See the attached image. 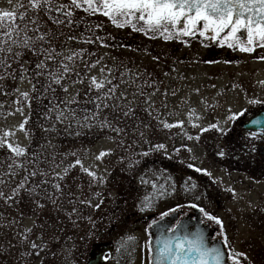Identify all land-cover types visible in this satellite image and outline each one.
Here are the masks:
<instances>
[{"label": "rangeland", "instance_id": "rangeland-1", "mask_svg": "<svg viewBox=\"0 0 264 264\" xmlns=\"http://www.w3.org/2000/svg\"><path fill=\"white\" fill-rule=\"evenodd\" d=\"M17 4L24 5L17 11L27 10V18L21 20L17 16L15 22L23 28L29 19L38 18L39 34L49 33L47 39L51 41L43 47L54 49V59L45 61L43 75L37 77L35 64L45 57L26 53L23 59L28 62L25 67L30 72L25 79L21 81L17 76L15 80L11 77L0 80V141L5 142L0 143V193H3L0 196V264H44L48 255L62 247L73 253L85 252L91 242L87 241V233L93 222L86 225L83 220L92 211H95L93 215H105L116 209V205H121L130 187L129 173L133 171L136 172L138 198L143 203L145 198L151 201L148 209L158 210L171 200L185 213L189 211L187 204L194 203L222 221V228L215 225L223 234L231 232L236 240L229 243L228 248L245 253L247 259L242 256L245 264H264V248L251 246L257 237H249L248 241L241 239V228L237 224L240 214L235 200L244 199L235 185L240 177L238 170L228 161L229 155H219L222 147L219 137L223 133L219 129L224 130L233 120L229 119L233 113L249 110L247 103L233 102L238 97L236 87L242 86L243 80L248 83L242 88L243 94H251L254 76L248 79V75L254 69L252 64L246 60L238 68L224 64L222 61L227 56L222 52L224 50L212 47L214 51L209 53L212 48H205L204 37L194 36L188 42H181L176 37L147 42V38L129 35L131 29L105 21L107 17L100 13L71 7V0H51L53 7L70 8L71 17L55 11L38 13L30 10L28 0H11V3L0 0V9L11 10ZM57 18L63 22L56 23ZM69 19L71 23H68ZM29 35L36 34L29 31ZM40 47L37 42V49ZM68 56L72 59H66ZM233 58L229 56L228 60ZM61 64L67 65L70 71L57 84L48 72H62ZM240 66L246 70L245 74H238L242 71ZM18 68L19 65L13 64V69ZM91 77H96L97 82L106 80L110 83L99 90L93 85L89 91ZM17 88L29 92V100L19 96ZM109 88L115 89L116 96L124 93V103L138 104L135 118L126 119L97 101V96L103 100ZM223 93L231 100L224 103ZM96 103H101L97 117L83 121L84 115L97 111ZM107 103L111 105L113 100L109 99ZM18 107L22 113L17 111ZM61 112L68 118L57 119ZM73 112L75 119L71 116ZM114 116L119 118L114 119ZM105 118L111 122V128L101 127ZM78 120L83 127L78 126ZM21 123H25L23 130L19 128ZM165 123L173 126L165 128ZM146 124L150 127H145ZM213 124L218 127L210 128ZM115 128L125 131L118 133L113 130ZM6 132L9 135H5ZM8 143L24 148L25 154L16 156L8 149ZM161 144L163 148L156 147ZM109 150L110 154L96 159L101 151ZM145 152L149 154L143 155ZM77 159L81 160L83 168H89L97 178L102 177L103 182L93 179L81 165L75 164ZM133 162L130 168L129 164ZM160 162L178 167L176 172L180 174L186 171L196 174V169H201L200 172H205L210 179V184H205L209 188L201 185L197 177L175 183L165 179L153 167L145 168L158 166ZM34 171L37 172L35 176L31 175ZM20 184L24 189H17ZM14 189L20 196L13 194ZM27 189L33 191L29 193ZM161 191L165 196L160 195ZM172 195L175 197L171 198ZM9 196L12 199H5ZM163 197L165 199L160 201ZM37 203L43 204L44 208L39 209ZM97 204L99 208L95 207ZM261 205L264 210V203ZM252 209L242 211L243 217ZM81 217H84L82 221ZM247 220L244 218L245 222ZM253 225L254 232L260 234L257 223ZM29 229L31 231H27ZM33 243L38 246L36 249L31 247ZM258 244L261 246V239ZM125 248L124 245L119 248V257L125 254Z\"/></svg>", "mask_w": 264, "mask_h": 264}, {"label": "snow or ice", "instance_id": "snow-or-ice-1", "mask_svg": "<svg viewBox=\"0 0 264 264\" xmlns=\"http://www.w3.org/2000/svg\"><path fill=\"white\" fill-rule=\"evenodd\" d=\"M11 3V0H9ZM30 10L36 12H46L51 13L55 11L60 13L65 17H71L72 11L70 8L66 9L64 5L53 7L51 0H28ZM24 5L17 4L16 8L11 10L0 9V69L3 72L0 73V80L6 77H11L13 80L19 76V79L23 81L30 69L25 67L28 63L23 58L26 53H31L34 56L43 55L44 60H39L35 64V76L39 77L43 75V70L46 68V60L54 59V49L51 47L44 48L43 44H50L51 41L47 39L49 33H40V26L37 19H29L28 23L24 24L23 28L17 24L16 17L19 16L21 20L27 18V10L24 12H18L17 8H22ZM71 7L77 9H83L86 12L92 14L100 13L107 17L111 22L117 27L130 26L134 31H140L144 33H159L163 36L165 41L173 39L174 37L180 36H191L197 31L201 37L211 34V39L216 40L220 38L221 44H226L228 47H238L241 52H252L255 47H264V0H71ZM8 21V23H5ZM56 23H62L63 21L57 18ZM72 21L69 19L68 23ZM31 25V27H29ZM139 25V26H138ZM198 25L202 27L198 28ZM29 31L36 35H29ZM243 32L245 38H241L240 34ZM224 34L221 38V34ZM71 39V37H70ZM37 42H40L41 47L37 49ZM55 55H59L56 53ZM66 59L71 60L72 57L68 56ZM13 64L19 65L18 70L13 69ZM94 65H89L92 67ZM62 72L49 71L48 76L53 80V82L59 84L62 79L65 78L70 69L67 65L61 64ZM103 71V69H101ZM82 82V81H80ZM32 84V80H29ZM106 83L109 81L102 80L97 82L96 77H91V84L89 85V91L94 85L96 89H102ZM264 83V82H261ZM63 87V85H62ZM33 88L35 85L33 84ZM67 87H64V91L67 92ZM19 96L23 97L24 100H29V92H21L19 88L16 89ZM140 95L143 96L144 93L141 90ZM97 101L103 103V107L112 108L115 113L123 115L124 118H135L137 116V106L138 104L129 101L124 103L126 96L124 93H120L119 96L115 95V89L109 88L106 93H104L103 100L100 96L96 97ZM112 99L113 103L109 105L107 100ZM119 101V102H117ZM149 103L148 100L144 101ZM17 103H20L18 100ZM249 104H264V101L259 100H249ZM97 111L91 115H84L82 120L87 122L89 120L95 119L101 108V103H96L95 105ZM152 105L149 103V108ZM18 112L22 113L21 108H17ZM231 111V109H229ZM247 109H242L239 113H233L229 119H236L240 115H244ZM73 119L76 118L75 112L71 113ZM68 117L59 113L57 119H67ZM118 116H114V119H118ZM26 123V121H25ZM25 123H21L19 128L23 130L25 128ZM253 124L259 123L257 120L252 121ZM78 126L83 127L84 124L77 121ZM91 126V125H88ZM111 128V122L105 118L101 121V127ZM173 125L168 123L164 124L165 128H170ZM145 127H150V125H145ZM210 128H217L218 125H210ZM114 131L122 132L125 129L115 128ZM204 131L205 129H201ZM221 132L224 130L219 129ZM9 135V133H5ZM250 137H256V132H251ZM141 136L143 133L141 132ZM0 143H5L0 141ZM7 147L9 150L15 153L16 156H22L25 154V149L19 146H13L8 143ZM157 148H163L164 145H157ZM110 154L109 151H101L96 159L99 160L104 156ZM149 153L145 152L143 155L147 156ZM74 155V153H73ZM219 155L223 156L224 152L221 151ZM135 162L130 163L131 168ZM75 164L83 165L80 159L75 161ZM11 167V165H9ZM72 165L69 166L71 168ZM189 167H193L189 165ZM65 173L68 172L66 168ZM90 177L93 179H99L103 182V178H97L93 171L89 168H83ZM196 171H201L197 168ZM40 175H46V173H39ZM31 175H37L34 171ZM59 176V174H57ZM46 183V181H42ZM59 188V185L56 186ZM155 187V185H154ZM161 189L164 188L163 185L160 186ZM17 189H24V185L20 184ZM14 189L13 194L20 196V192ZM31 193L32 189H27ZM163 191L160 195H164ZM3 196V193H0ZM5 199H12L11 196L5 197ZM35 202V201H33ZM82 203L85 201H81ZM89 204L91 201H87ZM55 203V200H53ZM151 201L145 198L143 206L140 211H144L146 208L150 207ZM196 207V205H192ZM39 209H43L44 205L37 203ZM99 208L100 205H95ZM75 211V209H74ZM200 211L211 221L216 224L221 225L222 221L206 212L203 208ZM166 215V214H165ZM155 223V221L153 222ZM27 231H31L30 229ZM169 231H180L179 222H177V227L169 229ZM135 237L128 236L127 241H134ZM227 238L225 237V241ZM33 249L38 246L33 243L31 245ZM119 251V248L117 249ZM155 264H225L224 253L217 248H209L204 242L203 234L200 232H194L190 235L185 232L184 235H175L169 239L163 241L162 246L157 249ZM243 256L247 259L245 253L230 252L228 254V259L232 261V264H240L239 257ZM149 264H152L151 260Z\"/></svg>", "mask_w": 264, "mask_h": 264}, {"label": "flooded vegetation", "instance_id": "flooded-vegetation-1", "mask_svg": "<svg viewBox=\"0 0 264 264\" xmlns=\"http://www.w3.org/2000/svg\"><path fill=\"white\" fill-rule=\"evenodd\" d=\"M105 21L111 20L106 18ZM199 27H202V25H198V28ZM126 29H131V31L129 30V35L131 36H141L151 41L163 39V36L159 33L134 31L130 26H126ZM223 35L222 33L221 38ZM238 35L243 39L246 34L241 32ZM194 36L199 39L201 38L197 31L190 38L188 37L185 39V36H183L181 39L179 37H176V39L181 42H188ZM204 41L206 42V49L209 47H218L224 50L222 52H225L227 55L226 60L222 61L224 64H230V66H233L232 68H238L239 64H241L243 60H246L248 63L250 62L252 64L251 66L254 68L248 75V79H253L252 76H254V86L251 94H243L242 88L248 86V83L245 82L246 80H243L242 86L238 85L236 87L238 97L236 96L237 101L234 100L235 102H233L237 104L247 103L246 105H250L248 107L249 110H247L244 115L238 116L225 126L221 134L222 137L220 135L219 138L220 145L222 146L220 150L229 155L227 157L228 161L234 163L238 170V175L240 176L237 178L238 182L235 183V185L238 193L244 200L240 202L235 200V203L237 211L240 214L237 224H239L241 228V239L243 241H248L249 237L252 238V236H256L257 240H253L251 246L256 245L257 247L259 246L258 248H264V210L261 205L264 203V104L248 103L249 100L264 101V83H261L264 82V47L257 46L250 53L241 52L238 47L230 48L226 44H221L220 38L216 40L211 39L210 33L204 37ZM213 51L214 48H212L209 53ZM229 56H234V58L228 60ZM240 68L242 71L238 72V74H245L246 70L241 66ZM221 77H223L222 74ZM224 94L225 93H223V95ZM229 100H231L230 97L224 95L223 102L226 103L225 101ZM253 120H257L259 123L253 124ZM253 131L257 133L256 137H250L249 134ZM153 162L155 163V161ZM148 167H153L154 170L159 171L161 173L160 175L164 176V178L170 182L176 183L178 180L182 179L184 181V178L185 180H196L195 177H197L201 185L209 188V186L205 184H210V179L205 173L195 171L199 173L200 176L197 173L192 174L189 171H186L185 174H180L178 171L176 172L178 167L176 168V166L168 162H160L158 166H147L145 168ZM137 172L140 174V171ZM134 173L136 172L133 171L129 173L131 175L130 187L121 205H116V209L107 211L105 215H93L95 211H92L84 220V217H81V221L83 220L86 225L93 222L87 233V241L88 243L89 240L91 242L88 248H86V251L73 253L71 249L62 247L51 256L48 255L44 264H88L91 260L96 258L99 259L100 264H149L152 258L151 241L153 235L151 234V230L153 225L162 217L171 215H174L175 218L171 226L172 228L177 226V222H180V219L187 218L194 220V216L198 215L204 224L211 227L213 230L212 239L221 242L227 255L233 252L228 248V244L236 240L231 236V232L225 231L224 234L221 233L219 227L215 225V222L209 220L199 208L193 207L192 205L194 204L191 202L187 204L189 211L185 213H183V210L180 209L178 205H174L171 200H167L158 210L146 208L144 211H140V208L143 206V200L138 198L139 190L135 182L136 176ZM250 194L251 196L248 200L247 198ZM173 197L175 196L172 195L171 198ZM164 199L163 197L160 201ZM206 201L208 200L206 199ZM209 207L212 206L209 204ZM251 207H253V209L250 211V214L243 217L242 211ZM93 216H95L94 220H92ZM244 218L248 219L247 222L244 221ZM154 221L155 223H153ZM255 223H257L256 227L258 226L260 228V234L254 232L255 227L253 224ZM128 236L135 237V240L127 241ZM225 237L227 238L226 241ZM260 239L261 246L258 244V240ZM122 245L126 246L124 249L125 254L119 257L117 249ZM239 260L240 264H245L246 262L242 256L239 257Z\"/></svg>", "mask_w": 264, "mask_h": 264}, {"label": "water", "instance_id": "water-1", "mask_svg": "<svg viewBox=\"0 0 264 264\" xmlns=\"http://www.w3.org/2000/svg\"><path fill=\"white\" fill-rule=\"evenodd\" d=\"M174 215L164 217L160 219L158 222H156L151 230V233L153 235V239L151 241V247H152V258L151 262L152 264H155L156 256L155 253L158 248L162 246V243L164 240L169 239L175 235H184L185 232H187L189 235L194 232H200L203 234L204 242L207 247L209 248H217L221 250L224 253V260L225 264H231L227 260V253H225L223 249V245L219 241H211L212 237V231L210 229L203 225L199 218L196 216V220H190L187 218H184L179 223L180 231H169V229L172 226V223L174 222ZM100 261L98 258L91 260L89 264H99Z\"/></svg>", "mask_w": 264, "mask_h": 264}]
</instances>
